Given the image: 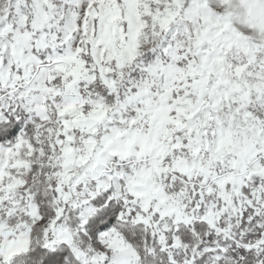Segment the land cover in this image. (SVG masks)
Listing matches in <instances>:
<instances>
[{"label":"snow or ice","instance_id":"1","mask_svg":"<svg viewBox=\"0 0 264 264\" xmlns=\"http://www.w3.org/2000/svg\"><path fill=\"white\" fill-rule=\"evenodd\" d=\"M0 264H264V0H0Z\"/></svg>","mask_w":264,"mask_h":264}]
</instances>
